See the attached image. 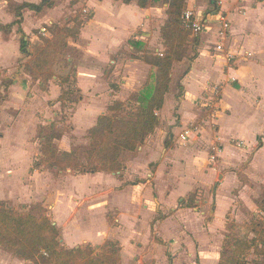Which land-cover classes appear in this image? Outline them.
<instances>
[{
	"label": "crops",
	"instance_id": "crops-1",
	"mask_svg": "<svg viewBox=\"0 0 264 264\" xmlns=\"http://www.w3.org/2000/svg\"><path fill=\"white\" fill-rule=\"evenodd\" d=\"M82 1L89 14L81 18L77 34L68 37L66 45L79 49L84 57L70 68L67 77L52 75L46 83L49 97L56 101L61 85L75 84L73 91L79 94L68 98H76L79 104L67 123L74 134H87L113 101L136 102L137 96L133 101L132 95H138L155 72L143 57L161 54L165 46L163 40L157 42L167 19L165 9L140 7L136 0ZM39 2L0 0V71H12L0 86V201H40L49 209L63 247L115 243L120 248L117 264H181L182 256L188 264H217L227 235H221L226 229L223 218L234 198L243 200L250 211L263 212L250 193L257 199L259 185L264 186V173L255 177L252 167L255 155L264 152V0H184V11L192 10L206 24L197 36L191 35L185 57L172 65L168 90L156 112L155 129L135 150L121 153L119 170L76 173L67 169L65 175L64 171L56 175L51 170L31 171L32 157L39 149L34 153L36 147L27 140L35 135L38 122L28 104L36 96L41 98L46 87L40 88V78L30 86L29 75L21 71L24 64L17 69L27 57L20 50L22 34L31 51L30 41L39 39L34 30L38 36L51 39L53 25L71 28L74 16L71 19L67 15L76 9L77 0H63L67 13L55 6V0L51 7L38 12L22 9L20 23L12 24L17 19L16 6ZM217 12L225 14L230 24L220 42ZM8 24V30L2 29ZM217 43L222 45L219 51L215 50ZM153 44V54L145 52L143 47ZM107 66V75L115 68L121 70L119 82L105 80ZM215 85H219V95ZM30 87L34 92L28 103ZM214 101L216 109L211 118L206 117V106ZM239 108L243 118L233 119ZM28 113L33 132L26 136L21 118ZM185 129L191 132L182 144L179 136ZM64 139L63 135L58 139L61 151H70L68 143L62 146ZM244 142L247 150H243ZM217 143L219 158L211 161L209 154ZM229 156L236 157L237 162L230 164ZM245 163L246 167L241 166ZM239 171L250 184L240 186L235 196L232 192L240 184ZM27 176L31 179L28 184ZM60 180L62 185H58ZM123 230H127L124 235L115 234ZM165 230H173V234L165 236ZM0 258L5 264H26L1 249Z\"/></svg>",
	"mask_w": 264,
	"mask_h": 264
},
{
	"label": "trees",
	"instance_id": "trees-1",
	"mask_svg": "<svg viewBox=\"0 0 264 264\" xmlns=\"http://www.w3.org/2000/svg\"><path fill=\"white\" fill-rule=\"evenodd\" d=\"M121 1L129 3L133 0ZM136 1L140 7L156 5L158 2ZM162 2L166 3L167 19L160 27V35L163 45L170 51L143 57L155 67V72L149 84L137 95L136 102L115 100L107 106L105 112L97 117L95 124L87 131L89 143L83 157L74 150L60 151L54 148L53 142L62 136L63 126L60 121L49 122L50 134L40 136L39 132V156L33 161L31 171L45 167L54 175L66 169L76 173L117 171L122 166L119 161L121 153L135 150L155 129L158 123L156 112L161 108L164 94L168 90L172 65L185 57V43L191 33L182 23L184 0ZM53 3V0H40L38 4L23 3L16 6L14 14L17 19L12 24L20 23L22 9L38 12L44 7H51ZM81 22L82 20L77 23V29ZM9 27L10 24L2 29L8 30ZM56 27L53 25L52 30ZM77 29L57 28L54 38L32 59L30 73H41L48 69L55 47L64 46L66 37L74 38ZM20 50L26 56L31 55L23 34L20 38ZM48 79L49 77L40 79L41 89H45ZM63 87L64 84L61 85L62 92L58 101L74 103L76 98H68L73 90H63ZM111 87L114 88V85L111 84ZM263 204L264 198H261L259 208ZM260 220L253 217L247 227L254 233L263 234L262 240L256 244L253 238L231 237L227 234L223 239L217 264H264L262 258L247 259L250 253L264 258V230ZM0 247L30 264H117L120 260V248L115 243L63 247L59 241L57 227L46 213L45 207L39 203L19 211L0 201Z\"/></svg>",
	"mask_w": 264,
	"mask_h": 264
},
{
	"label": "rangeland",
	"instance_id": "rangeland-1",
	"mask_svg": "<svg viewBox=\"0 0 264 264\" xmlns=\"http://www.w3.org/2000/svg\"><path fill=\"white\" fill-rule=\"evenodd\" d=\"M81 1V2H80ZM56 2V5L55 6H58L61 8L62 11H64L65 13L66 10H65V7L67 6L63 0H55ZM73 2H70V7L72 6ZM77 4L75 5L76 6V9L75 10H71V12H69L67 16H69V18L73 17L74 18V23L72 24L71 28H74V30L76 29L77 27V23L83 19H81L82 17H86L90 11V9H88V7L85 5V1H82V0H77L76 2ZM74 4H75V1H74ZM156 7H159L160 9H165V5L162 3V0H158V2L156 3ZM97 7L95 8L97 13H99V5L97 4L96 5ZM71 18V19H73ZM60 26H57L55 30H57V28H59ZM52 30V29H51ZM53 33V37L51 39H46L43 35H39L38 36V32H37V29L34 30V34L37 35V37H39V39L37 38H34L30 41V44H31V55L27 56L25 59L26 61L25 62H19V68L17 69V71L20 70V68L22 67V65L24 64V68L21 70L24 74H28L29 77H30V83L31 85L30 86H33L35 84V80L37 79H43V78H50L52 75H55L56 77L59 78H63V77H67V75L69 74V71H70V68L72 66H74L76 63H79L81 62V60L83 59V54L80 52V50H76L75 48H73L72 46H67L66 43H67V37L65 38L64 40V46H56L55 47V53L49 63V68L46 69L45 71H42L41 73L40 72H37V71H34V74L30 73V70H31V67H30V64L32 62V59L37 55V53L42 49L44 48L53 38H54V35H55V30L51 31ZM51 33V35H52ZM192 36H195L193 34L190 33V35L188 36L187 40H186V43H185V48L188 50V40L191 38L192 39ZM32 36V35H31ZM65 37V36H64ZM218 38V37H217ZM217 41H221L219 38L217 39ZM162 42V39L159 37L158 38V42L157 43H161ZM216 46V45H215ZM143 49H145L148 54H153L154 52V44L152 46H146L143 47ZM168 51V47H162L161 48V51L159 53H164V52H167ZM170 51V50H169ZM68 58H71L72 61H69L68 62ZM16 67V66H15ZM108 66L105 68V75H103V77L105 78V80L107 81L108 79L113 81V82H119V80H121V70L119 69H114L111 73H109L107 75V72H110L108 70ZM12 71H9V70H4V72L0 71V86H1V80L4 78V77H9L8 74H12L11 73ZM176 74V73H175ZM174 74V77L173 79L176 78ZM152 78V76H151ZM39 79V80H40ZM69 80H72V79H69ZM58 83V81H57ZM75 84H69V82L67 84H65V87H63L64 89L63 90H75V87H74ZM49 87V86H48ZM45 93L48 95V96H45V93L42 95L41 98H39V96H36L35 99L30 102L29 99L31 97H33L32 93L34 91H32V88L30 87L28 89V93L30 96L29 98H27V102L29 103V108L34 110V115L35 117L37 118V127H36V132H35V135L27 140V142L30 144H34V146L36 148H34V153L37 152V149H39V132H40V136L42 135H47V134H50V128L48 127V123L46 121L45 118H50L52 122H62V126H63V137H65V141H66V144L64 143V141H62L64 143V145L62 146H67V143L70 147V150H74L77 152V154L79 156H82L84 155V151L88 148V139L86 137V133H79V134H74L72 132V130H69L68 128V122H69V116L72 114L73 110L76 108V105H78L79 103L75 102V104L73 103H70V102H65V100L63 102H58L56 101V99H53V98H50L49 97V89H47V85H46V90H44ZM220 93V90H219V85H218V90L215 94L219 95ZM75 94H79L78 92H75L72 91V94L68 97L69 98H73L74 96H76ZM81 94V92H80ZM83 96V94H81V97ZM137 95L133 94L132 95V98L133 101L135 99ZM31 100V99H30ZM216 101H214L213 103H209L207 106H206V117L208 116L209 118H211V115H213V110L216 109V104H215ZM234 113V112H233ZM233 119H242L243 118V110L241 108H239V110L236 112V114H233L232 115ZM21 122L22 123H25V129H26V132L23 133V135H26V136H29L31 135V133L33 132V120H32V116L30 115V113H28L27 115H24L22 116L21 118ZM68 123V124H67ZM65 126V127H64ZM249 139V138H248ZM58 141V142H57ZM57 141L55 140L53 142L54 144V148L57 149V150H60L61 151V142L59 143V140L57 139ZM232 143L236 144V145H241L239 142L237 141H233ZM143 144V142L141 143ZM140 144V145H141ZM246 146L247 143L244 142V145H243V150H247L246 149ZM218 148V150L220 149V146L219 144L217 143L216 145L213 146V151L210 152L209 154V159L211 161H216L218 158H219V155H217V153L220 151L216 150V148ZM262 151V150H261ZM58 154V152H57ZM56 154V155H57ZM211 155H214V160L211 159ZM39 156V153H37V155H34L32 157V159L34 160L35 157L37 158ZM81 157V158H82ZM229 162L230 164H235L237 162V158L236 157H232V156H229ZM32 160V162H33ZM246 159H243V161H245ZM21 164H23V161H21ZM26 164V162L24 163ZM122 165V164H121ZM246 167L247 163L245 164H242L241 166H244ZM253 169H254V173L253 175L256 177V176H259L261 173H264V152L263 153H257L253 159V165H252ZM244 168V167H243ZM42 170L43 172L45 173H50V169H48L47 167L43 168V169H40ZM67 170V169H66ZM66 170H64L63 172V175L67 174ZM36 171V170H35ZM238 173V177H239V186H237V188H235L232 192L233 195L237 196L239 193V189H240V186H242L244 183H249L247 181V177H245L244 174H241L240 171L237 172ZM53 179V178H52ZM58 179V178H57ZM60 179V177H59ZM31 181V179H29V176L26 177V184H28L29 182ZM62 181L63 178H62ZM61 180L58 182V185H62V182ZM230 184H231V181H230ZM230 184L228 183V187L230 186ZM250 184V183H249ZM253 187V186H251ZM55 189V186L53 187ZM51 189V188H50ZM259 197L257 199H254V194L253 193H250V198L253 202L255 203H258L260 204L261 203V198H264V186L263 185H259ZM257 193V194H258ZM172 194H174V191L172 192ZM172 198V196H171ZM204 198V197H203ZM202 198V199H203ZM258 201V202H257ZM30 202V203H29ZM6 203L8 206L10 207H13L15 208L16 210H21V209H28L29 207L33 206L34 204H41L40 201L39 202H31V201H27V202H13V201H10L9 203L7 202H4ZM244 204V201L243 200H236L234 198V202H233V206L230 208V210H228L226 213H225V218H223V220L225 219L226 221V229H224L221 233V235L223 236V234H228L230 235L231 237H241V238H246V239H254L255 240V243L256 241H261L262 240V237H263V234H260V233H254L253 231H251L250 227H247V225L249 224V222L251 221V219L253 217L255 218H259L261 219V227L263 228L264 230V204L262 206H260V210L263 211L262 213H260L258 210L257 211H250L246 206L243 205ZM42 205V204H41ZM44 206V205H42ZM45 207V206H44ZM46 209V213L50 214V211L47 207H45ZM218 218L220 219V213H222V210H218ZM50 217V216H49ZM108 217L110 218V220H112V214H108ZM211 217V216H210ZM261 217V218H260ZM207 218H208V215L206 214L205 217H204V220L207 221ZM219 219H217L216 221V224L217 222H219ZM191 224V223H190ZM127 232V230H123L120 234L118 232H115L116 235H118L120 237V235H124L125 233ZM173 234V230H168L166 232V230L164 231V234L165 236L169 235V233ZM114 233V232H113ZM221 236V238H222ZM104 244V243H103ZM1 250H3V252H5V254H10L11 256H14L11 254V252H9L8 250L0 247ZM16 257V256H14ZM184 256L180 257V263L181 264H188V260H186L185 258H183ZM259 259V258H262L264 259L263 257H258L256 255H254L253 253H250L247 257L248 260H251V259ZM0 264H5L2 260V258H0ZM26 264H30L28 261H26ZM149 264V262H148Z\"/></svg>",
	"mask_w": 264,
	"mask_h": 264
},
{
	"label": "built area",
	"instance_id": "built-area-1",
	"mask_svg": "<svg viewBox=\"0 0 264 264\" xmlns=\"http://www.w3.org/2000/svg\"><path fill=\"white\" fill-rule=\"evenodd\" d=\"M182 23L183 26L191 31V33L195 36H197L199 33H201L204 30L206 20L202 21L198 19L194 12L192 10H185L182 13ZM215 20L218 24L217 28V35L220 40L224 39L229 31L230 24L229 21L227 20L225 14L222 12H217L215 14ZM222 45L220 43H217L215 46V50L219 51L221 50ZM231 55L227 56V59L230 60ZM218 86H214V91H217ZM191 130L190 129H185L179 136V140L181 141L182 144L186 143L189 140V135H190ZM216 148V147H215ZM218 150V148H216ZM220 150V149H219ZM218 150V151H219ZM211 159L214 160V155H211Z\"/></svg>",
	"mask_w": 264,
	"mask_h": 264
}]
</instances>
